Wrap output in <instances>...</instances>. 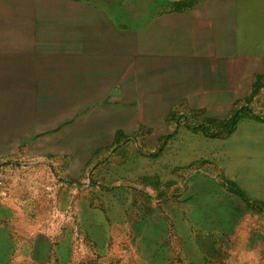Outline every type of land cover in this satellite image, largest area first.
Returning <instances> with one entry per match:
<instances>
[{"label":"rangeland","instance_id":"obj_1","mask_svg":"<svg viewBox=\"0 0 264 264\" xmlns=\"http://www.w3.org/2000/svg\"><path fill=\"white\" fill-rule=\"evenodd\" d=\"M169 11L220 19L205 99L181 98L195 62L163 51ZM0 48V135L27 115L58 142L19 175L0 264H264V0H0ZM25 62L63 82H1ZM12 146L2 174L35 152Z\"/></svg>","mask_w":264,"mask_h":264},{"label":"crops","instance_id":"obj_2","mask_svg":"<svg viewBox=\"0 0 264 264\" xmlns=\"http://www.w3.org/2000/svg\"><path fill=\"white\" fill-rule=\"evenodd\" d=\"M171 2V1H170ZM162 20L164 23L162 25L163 33V51L164 52H178V53H186L184 55V59L193 63L189 66L190 72L186 74L189 76L187 81H184V87H178V90L182 89L181 96L184 100H202L209 96V92L213 93L212 88L208 87V84L213 83L214 80L218 77V69L217 66H213L212 64L208 65L203 60V55H205L206 51L213 50L212 46L218 45V40L210 38V35L214 34L217 36L220 29L219 17H215L213 15H206L204 13H186V12H168L162 15ZM235 22V19L233 20ZM159 30V29H158ZM171 30V31H170ZM212 31V33H211ZM155 34V33H154ZM0 52H13V50L3 48ZM215 48L214 50H216ZM4 55V54H3ZM169 58V57H168ZM12 64V63H11ZM10 64V67H14ZM18 76L11 79L13 75H2L3 78H7L9 76L10 80L1 81L3 83H34V84H58L60 81V75H56V72L49 71L45 74H23L24 69L28 67V63H20L17 65ZM75 69V68H74ZM12 70V69H9ZM5 73V72H4ZM13 73V72H12ZM59 73V72H58ZM67 74V73H66ZM70 74V75H69ZM86 76H82L76 78L75 71L68 73V76L65 75L63 78H67L65 83H80L85 82L84 78ZM18 78V79H16ZM207 85V87H205ZM172 93L177 92L176 89L170 90ZM154 92V91H153ZM35 94V96L40 99H49L51 100V94L48 92L47 95H43L41 90H35L31 92ZM38 94V96H37ZM217 91L215 90V96L211 95V98H218ZM49 106V107H48ZM51 102L46 103L45 107L50 108ZM23 115V114H22ZM25 123L22 127H20L19 131H15L13 127L4 130L3 135H0V149H6L12 146L14 143L19 142L20 144L25 145L29 149H35V152L31 151L32 160L29 162L26 161V166L24 169H21L18 173H15L11 170L6 174L3 173V177L5 180L4 188L0 190V222H6L7 224L12 222L13 219L17 217V211L19 204H21V200L17 198L20 193H17V188L20 185L19 183V175H32L31 173H39L42 169L45 168L46 161H43V166L39 167V163L36 160L45 157L41 156L37 153L36 149H53L57 147V143L55 141H51L49 137L53 136L55 132L50 129L44 131L35 125L28 122L27 115L20 121V125ZM6 128V127H5ZM19 139V141H16ZM5 147V148H4ZM16 147V146H15ZM15 154L12 151L1 152L0 158H3L4 161H11L15 158ZM30 159V158H29ZM33 162H35L33 164ZM85 161H83L84 163ZM11 164V163H10ZM70 164V168L73 169L74 165L77 163L73 161ZM18 167H21V164L18 162ZM12 166V164H11ZM62 174H65L64 172ZM70 171L68 170L67 175H70ZM14 175V176H13ZM27 194L30 196L38 195L36 194V190L33 188H28ZM4 214L6 216H4Z\"/></svg>","mask_w":264,"mask_h":264},{"label":"built area","instance_id":"obj_3","mask_svg":"<svg viewBox=\"0 0 264 264\" xmlns=\"http://www.w3.org/2000/svg\"><path fill=\"white\" fill-rule=\"evenodd\" d=\"M4 184H5V180L2 173L0 172V190L4 188Z\"/></svg>","mask_w":264,"mask_h":264},{"label":"trees","instance_id":"obj_4","mask_svg":"<svg viewBox=\"0 0 264 264\" xmlns=\"http://www.w3.org/2000/svg\"><path fill=\"white\" fill-rule=\"evenodd\" d=\"M242 196H243V194H242ZM244 200H246V199L244 198Z\"/></svg>","mask_w":264,"mask_h":264}]
</instances>
